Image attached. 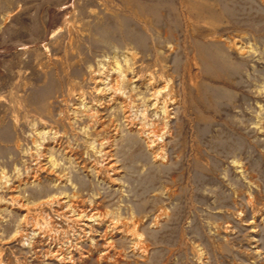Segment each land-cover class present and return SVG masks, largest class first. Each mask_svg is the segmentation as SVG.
Returning <instances> with one entry per match:
<instances>
[{
    "label": "rangeland",
    "instance_id": "374dc122",
    "mask_svg": "<svg viewBox=\"0 0 264 264\" xmlns=\"http://www.w3.org/2000/svg\"><path fill=\"white\" fill-rule=\"evenodd\" d=\"M0 264H264V0H0Z\"/></svg>",
    "mask_w": 264,
    "mask_h": 264
},
{
    "label": "bare ground",
    "instance_id": "6f19581e",
    "mask_svg": "<svg viewBox=\"0 0 264 264\" xmlns=\"http://www.w3.org/2000/svg\"><path fill=\"white\" fill-rule=\"evenodd\" d=\"M135 229V228H134Z\"/></svg>",
    "mask_w": 264,
    "mask_h": 264
}]
</instances>
